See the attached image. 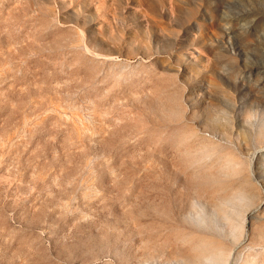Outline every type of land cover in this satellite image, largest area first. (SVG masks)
Here are the masks:
<instances>
[{
	"label": "rangeland",
	"instance_id": "rangeland-1",
	"mask_svg": "<svg viewBox=\"0 0 264 264\" xmlns=\"http://www.w3.org/2000/svg\"><path fill=\"white\" fill-rule=\"evenodd\" d=\"M0 264H264V0H0Z\"/></svg>",
	"mask_w": 264,
	"mask_h": 264
},
{
	"label": "bare ground",
	"instance_id": "bare-ground-1",
	"mask_svg": "<svg viewBox=\"0 0 264 264\" xmlns=\"http://www.w3.org/2000/svg\"><path fill=\"white\" fill-rule=\"evenodd\" d=\"M217 163H218L217 164L218 166H221V164H222L221 168L223 171L225 170L226 172L229 171V172L234 173L237 169L236 158H235V156L233 157L231 154H228V155L222 154L219 157V160ZM221 173H223V172H221ZM223 174L225 175V178H226L227 177L226 174L225 173H223ZM223 182H224V189H226L228 191L227 193L232 192V195L236 194L237 197H243L247 201H251V199L254 197V194H252V192H250L248 190H244V188L242 187L243 181H241L240 178L235 183L234 182H227L226 179H224ZM226 190H225V192H226ZM252 195H253V197H252ZM233 196L235 197V195H233ZM236 199H238V198H236ZM224 201H225V203H227L226 200H224ZM227 204L230 206L229 203H227ZM212 253L218 254L216 252H212Z\"/></svg>",
	"mask_w": 264,
	"mask_h": 264
}]
</instances>
